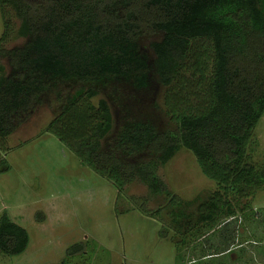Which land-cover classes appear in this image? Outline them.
Masks as SVG:
<instances>
[{
  "label": "trees",
  "instance_id": "1",
  "mask_svg": "<svg viewBox=\"0 0 264 264\" xmlns=\"http://www.w3.org/2000/svg\"><path fill=\"white\" fill-rule=\"evenodd\" d=\"M0 8V174L9 170L6 139L52 93L59 108L48 131L119 191L138 181L169 195L158 170L181 147L217 183L195 214L210 231L224 215L231 217L225 228L244 214L249 205L242 199L251 202L264 189V167L248 150L264 114V0H0ZM5 8L20 22L25 42L17 47H7ZM156 32L162 38L152 43L151 60L140 42ZM197 39L210 40L212 54L191 43ZM188 71L202 87L194 95L189 85L187 98L178 85ZM153 78L168 88L175 125L135 105V94L149 93ZM70 84L79 88L66 95ZM116 121L115 138L103 145ZM178 211L173 221L181 227L191 217ZM28 244L27 231L1 215L0 254L18 256ZM228 245L202 258L224 254ZM86 249L72 245L59 264H73Z\"/></svg>",
  "mask_w": 264,
  "mask_h": 264
},
{
  "label": "rangeland",
  "instance_id": "2",
  "mask_svg": "<svg viewBox=\"0 0 264 264\" xmlns=\"http://www.w3.org/2000/svg\"><path fill=\"white\" fill-rule=\"evenodd\" d=\"M4 13L9 21L7 47L22 45L25 40L18 36L19 20L11 9L5 8ZM3 31L0 8V38ZM161 38L162 33L156 32L141 39V50L151 60V45ZM191 43L212 54L210 40ZM184 75L188 79L178 85L180 95L188 98L189 85L195 87L189 92L198 95L200 80L189 71ZM187 80L190 82L185 84ZM78 88L70 84L64 92L71 95ZM167 92L168 88L153 78L149 93L135 94V105L175 125L166 102ZM99 96L106 98L104 93ZM58 108L54 95L47 93L43 104L5 141L3 157L9 170L0 174V217L7 214L24 228L29 244L18 256L0 254V264H59L68 248L77 243L86 246V255H76L70 260L73 264H264V189L251 202L242 199L249 205L244 214L237 212L225 228L221 227L223 222L231 217L224 215L213 226L215 232L210 231L207 224L195 222V214L199 202L217 190V183L203 174L192 151L181 147L159 168L158 176L169 195L153 194L138 181L119 191L48 131ZM118 130L116 121L103 145L112 141ZM251 143L248 150L254 164L264 167V114ZM172 197L181 199L183 205L177 206ZM179 209L191 217L188 223H180L181 227L173 221ZM231 243L228 252L202 258Z\"/></svg>",
  "mask_w": 264,
  "mask_h": 264
}]
</instances>
